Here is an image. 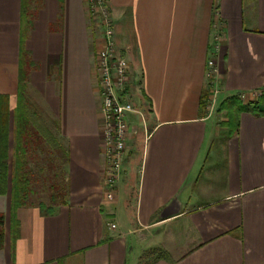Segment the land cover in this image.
I'll list each match as a JSON object with an SVG mask.
<instances>
[{"label": "crops", "instance_id": "crops-1", "mask_svg": "<svg viewBox=\"0 0 264 264\" xmlns=\"http://www.w3.org/2000/svg\"><path fill=\"white\" fill-rule=\"evenodd\" d=\"M105 1L145 119L111 202L94 70L104 40L87 1L0 0L9 155L21 51L28 97L66 154L64 197L48 211L0 196V264H264V118L242 112L220 131L204 106L211 55L219 101L264 96V0ZM128 122L141 125L137 114Z\"/></svg>", "mask_w": 264, "mask_h": 264}, {"label": "trees", "instance_id": "trees-1", "mask_svg": "<svg viewBox=\"0 0 264 264\" xmlns=\"http://www.w3.org/2000/svg\"><path fill=\"white\" fill-rule=\"evenodd\" d=\"M88 3V0H86ZM105 3L106 1L101 0ZM23 52L21 51V68L18 83V98L13 112V153L10 157L8 149V106L7 101L0 100V196L9 193L11 208L26 206L33 195L31 182L42 180L37 174L51 171L55 168L54 162L58 161V172L47 180H59L63 177L62 164L66 159L64 148L57 142L53 133L44 129L39 122L37 106L30 101L26 90V73L23 63ZM228 113L227 125L236 130L237 118L242 112L252 113L256 117L264 118V96L247 106L241 105L238 98L231 97L222 103ZM56 159V160H55ZM55 160V161H54ZM50 167L46 169L45 167ZM53 174V173H52ZM35 176V177H34ZM52 192L49 197L50 206L56 205L64 197L61 185L53 183L50 188ZM41 210L51 208L42 203L36 204ZM48 211V210H47ZM5 218L0 214V250L3 247Z\"/></svg>", "mask_w": 264, "mask_h": 264}, {"label": "built area", "instance_id": "built-area-1", "mask_svg": "<svg viewBox=\"0 0 264 264\" xmlns=\"http://www.w3.org/2000/svg\"><path fill=\"white\" fill-rule=\"evenodd\" d=\"M88 3L89 15L97 14L99 17V33L104 40L103 48L96 52L94 70L100 99L101 150L105 162L103 190L105 199L111 202L115 198L116 187L122 173L126 145L131 135H135L136 132L130 128L128 116L140 113L136 112L128 100L126 89L133 83L132 68L128 61L118 56L114 50L113 30L105 3L101 0L93 2L91 0ZM216 31L217 41L222 27ZM212 51L215 52V48ZM217 74L214 55H211L207 62L206 78L212 86H216L213 81ZM140 116L143 118L142 114ZM111 228L114 229L115 226L111 225Z\"/></svg>", "mask_w": 264, "mask_h": 264}, {"label": "rangeland", "instance_id": "rangeland-1", "mask_svg": "<svg viewBox=\"0 0 264 264\" xmlns=\"http://www.w3.org/2000/svg\"><path fill=\"white\" fill-rule=\"evenodd\" d=\"M90 1L91 0H88V2H90ZM92 2H93V0H92ZM86 6H87V15H88V17H90V21L89 22L94 26L95 31L99 32L100 31L99 30L100 25H99V20H98L99 17L97 16V14H94V16H90L89 15V13H90V10H89L90 3H87ZM92 18H94L95 20L92 19ZM221 27H222V23L216 24V29L220 30ZM135 86L132 83L130 85V88L126 89V92H127L128 97H129L128 98L129 102L132 104V106L134 107L136 112H138L140 109H138L136 107L137 105L134 106V103H136L135 102V97H136L135 93L137 92V91H135L136 90ZM215 91H217V93ZM261 93L262 92L257 93V94H252V96H249V95H238L237 97H238L239 100H243L244 102L246 101V98H248V97L249 98L251 97L254 100H258L261 97L260 95H262ZM219 95H220V91H219L218 86H212L211 84H208V89H207V92H206V95H205L204 106L206 108L210 107L211 114H212L211 115L212 116V120H214L215 124L218 126V128L221 131L222 129H225V127L227 125L228 113L222 106V102L223 101H219V98H220V97H218ZM227 99H229V98H227ZM244 105L246 106L248 104H246V102H245ZM137 116H139V118H140L141 125H137V126L135 125L136 128H137L135 134H139L140 131L144 130V121H145L144 116H143V118L140 116V114H137ZM142 128H143V130H142ZM133 136H136V135L132 134L131 138ZM129 151H130V149H129V145L127 143L126 149H125V152H124V157L125 158L128 157ZM45 168L49 169L50 167L48 166V168H47V166H46ZM122 169H123V167H122ZM35 174L37 175V177L40 176V178H42V180L39 179V180L31 182L32 185H30V187L34 190L33 191L34 193H33V195L30 196L29 201H34L36 203H42V204L46 205V204L49 203V197H50V194L52 193L50 191V188L52 187L53 183L57 184L58 186H60V185L62 186V182H60L59 180H55L54 182H52L53 180H47L50 177L52 178V175H53L52 172L49 171V170L45 171L41 175L37 174V172L35 171Z\"/></svg>", "mask_w": 264, "mask_h": 264}]
</instances>
